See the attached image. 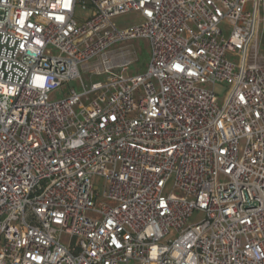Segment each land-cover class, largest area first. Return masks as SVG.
I'll return each mask as SVG.
<instances>
[{"label": "built area", "instance_id": "built-area-1", "mask_svg": "<svg viewBox=\"0 0 264 264\" xmlns=\"http://www.w3.org/2000/svg\"><path fill=\"white\" fill-rule=\"evenodd\" d=\"M263 44L264 0H0V264H264Z\"/></svg>", "mask_w": 264, "mask_h": 264}, {"label": "rangeland", "instance_id": "rangeland-1", "mask_svg": "<svg viewBox=\"0 0 264 264\" xmlns=\"http://www.w3.org/2000/svg\"><path fill=\"white\" fill-rule=\"evenodd\" d=\"M90 14H91V9H89V8L83 9L81 6H78L76 8L75 17L78 21L84 22V21L88 20V18L90 17ZM141 22H142L141 18L139 16V14L136 12L126 13V14L119 15V16L113 18V23L119 28H128V27H131L134 25H138ZM125 46L132 49L136 53V57L138 58V63L131 68L130 74L136 75L138 73L146 72L149 61H150L149 42L147 40H144V39H139V40L131 41V42L125 44ZM260 54L264 56V44L261 48ZM231 60L238 65L241 62L240 57H232L231 56ZM86 83L88 84L87 81H86ZM67 88L68 89L64 92L65 94L62 92L53 93L51 95V101L63 99L64 96H66V94L68 93V90L70 88L71 89L72 88L78 89V85L76 83H70ZM216 93L218 95V102L220 103V105H223L225 100H226V97H227V85L218 84L216 86ZM244 147H245V141H242L241 142V148H240L241 153L243 152ZM93 184L95 186V189L102 192L104 190V186H105V179L101 178V177H96L93 180ZM204 219H205L204 213L195 212L194 215L189 220V225L199 224Z\"/></svg>", "mask_w": 264, "mask_h": 264}, {"label": "clouds", "instance_id": "clouds-1", "mask_svg": "<svg viewBox=\"0 0 264 264\" xmlns=\"http://www.w3.org/2000/svg\"><path fill=\"white\" fill-rule=\"evenodd\" d=\"M36 83L40 84L41 83V78L38 77L37 80H36Z\"/></svg>", "mask_w": 264, "mask_h": 264}, {"label": "snow or ice", "instance_id": "snow-or-ice-1", "mask_svg": "<svg viewBox=\"0 0 264 264\" xmlns=\"http://www.w3.org/2000/svg\"><path fill=\"white\" fill-rule=\"evenodd\" d=\"M151 13H149V15H150Z\"/></svg>", "mask_w": 264, "mask_h": 264}]
</instances>
